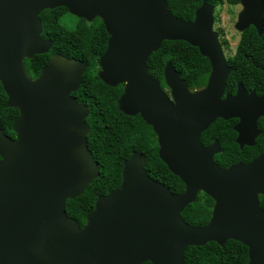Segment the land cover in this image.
Segmentation results:
<instances>
[{"label": "water", "instance_id": "95a60500", "mask_svg": "<svg viewBox=\"0 0 264 264\" xmlns=\"http://www.w3.org/2000/svg\"><path fill=\"white\" fill-rule=\"evenodd\" d=\"M235 29L253 26L261 36L264 0H241ZM65 7L91 22L100 18L109 35L99 57L100 79L124 84L121 112L140 115L157 136L158 156L183 182L173 193L152 179L145 156L123 161L120 186L101 195L83 227L65 203L99 175L87 147L88 107L72 96L86 64L55 54L32 79L24 60L49 51L41 36L43 10ZM182 40L209 60L206 85L191 91L171 61L162 88L147 61L163 41ZM231 68L218 32L214 6L195 10L193 20L172 15L166 0H0V83L6 106L19 111L15 139L0 128V264H186L189 246L236 240L248 248L246 264H264V151L247 164L218 166L219 143L205 146L201 134L218 118H238L236 141L252 145L264 116V94L238 84L226 94ZM203 191L214 205L207 224L192 226L181 212Z\"/></svg>", "mask_w": 264, "mask_h": 264}, {"label": "trees", "instance_id": "16d2710c", "mask_svg": "<svg viewBox=\"0 0 264 264\" xmlns=\"http://www.w3.org/2000/svg\"><path fill=\"white\" fill-rule=\"evenodd\" d=\"M173 16L183 21L193 20L195 10L202 2L211 3L218 13L223 4L236 6L241 0H166ZM69 14L65 7L43 10L39 17L42 21L41 36L53 42L48 52L25 59L24 63L32 79L55 54L83 61L86 70L82 74L80 87L72 92L77 101L89 109L86 122L89 125L87 147L99 165V175L86 190L74 199H67L65 210L81 227L86 216L95 208V202L101 195L117 189L122 181L123 161L133 152L142 153L146 160L144 168L148 175L163 184L173 193H181L185 186L158 156L157 136L153 128L140 115L128 116L120 111L118 99L123 93L124 84L109 86L98 76L99 57L107 46L108 33L100 18L91 22L76 18L72 28L62 24L61 20ZM223 46V31L216 28ZM167 61H171L180 77L190 90L203 88L211 72L209 60L202 56L197 47L185 41H163L161 47L151 54L147 61L149 74L158 79L162 88H166L163 70ZM231 73L226 82V92L232 94L241 82L245 89L258 88L264 82V25L261 36L250 26L240 34L234 55L228 59ZM7 95L0 83V128L6 134L14 135L12 125L19 116L16 108L6 106ZM234 121L217 119L202 134L204 145L218 140L222 148L215 156L216 163L226 168L237 161H249L261 150L249 148L240 150L235 143ZM213 199L201 192L195 202L181 212L186 223L203 226L211 217ZM260 207L264 210V196H260ZM186 264H246L248 248L239 241L228 239L224 245L208 242L202 246H189L184 252ZM143 264H152L147 261Z\"/></svg>", "mask_w": 264, "mask_h": 264}, {"label": "flooded vegetation", "instance_id": "af4514ba", "mask_svg": "<svg viewBox=\"0 0 264 264\" xmlns=\"http://www.w3.org/2000/svg\"><path fill=\"white\" fill-rule=\"evenodd\" d=\"M211 4V3H210ZM213 5V4H212ZM224 5V4H223ZM228 5V4H227ZM238 5H240L241 6V8H242V5H241V3H239ZM214 6V5H213ZM230 6V5H229ZM237 6V5H236ZM215 7H214V13H215ZM240 12V11H239ZM238 12V13H239ZM238 13H237V16H238ZM215 15H217V14H214V29L217 31V29L216 28H218V27H216V23H219V20L216 22V17H215ZM217 18H219V15H218V17ZM236 20H237V18H236ZM235 25V24H234ZM234 28H235V26H234ZM219 30H222V29H220V28H218ZM236 30V29H235ZM237 31V30H236ZM218 32V31H217ZM242 32H239V39H240V34H241ZM218 35H219V33H218ZM223 35H224V32H223ZM223 37V39H224V41H226L227 43H226V45L225 46H228L229 48H231V54L230 55H228V53H227V51H226V49L224 48L223 49V51H224V54H225V58H226V61H227V64H228V59L229 58H231L233 55H234V52H235V46H236V44L238 43V41H237V43L235 44V46L232 48V47H230V45H229V43H228V41L224 38V36H222ZM238 39V40H239ZM219 41H220V36H219ZM220 43H221V41H220ZM225 46H222V47H225ZM228 66H229V64H228ZM230 67V66H229ZM231 68V67H230ZM230 73H231V71H230ZM230 75V74H229ZM229 77V76H228ZM238 84H241L242 86H243V84L241 83V82H238L237 83V85H236V90H237V87H238ZM244 87V86H243ZM226 88V87H225ZM166 89V88H165ZM201 89V88H200ZM244 89H245V87H244ZM195 90H198V89H195ZM246 90V92L247 93H250V92H252V91H255V94H256V96H261V95H263L264 94V82H261V83H259V85H258V88H252L251 90H247V89H245ZM166 91L168 92V90L166 89ZM191 91H194V90H191ZM225 93L227 94H232V93H230V92H226V89H225ZM235 93H236V91H235ZM234 93V94H235ZM234 94H232V95H234ZM218 119H222V118H218ZM217 120V119H216ZM215 120V121H216ZM224 120V119H223ZM227 120H230V121H234L233 122V124H232V129L235 131V133H236V136H235V138H234V141H235V143L238 145V147H239V149L240 150H242V149H249V148H252V147H254V148H258V149H261L262 148V150L256 155V156H254L251 160H249V161H246V162H244V161H242V160H240V161H237V162H235V163H232V164H236V163H242V164H247V163H249L250 161H252L254 158H256L259 154H261L263 151H264V116H260L258 119H257V121H256V130H257V135L254 137V139H253V144L252 145H249V144H247L246 142L241 146L237 141H236V139H237V137H238V132L234 129V126L239 122V119L238 118H229V119H227ZM214 121V122H215ZM2 130V129H1ZM3 131V130H2ZM14 132V131H13ZM3 133H4V131H3ZM5 135H7L9 138H11V139H15L16 138V134L14 133V135H10V134H6V133H4ZM215 141H217L218 142V140H214L211 144H213ZM158 143V142H157ZM219 143V142H218ZM203 144V143H202ZM211 144H209V145H211ZM204 145V144H203ZM205 146H208V145H205ZM219 147H220V151L217 153V154H219V153H221V151H222V148H221V146H220V143H219ZM216 154V155H217ZM215 155V156H216ZM215 156H214V161H215ZM215 163H216V161H215ZM217 164V163H216ZM232 164H230V165H232ZM218 165V164H217ZM229 165V166H230ZM219 166V165H218ZM228 166V167H229ZM221 167V166H220ZM227 168V167H226ZM201 192H203V191H200L199 193H201ZM199 193L197 194V196L199 195ZM204 193V192H203ZM260 196H264V194H259V201H260Z\"/></svg>", "mask_w": 264, "mask_h": 264}, {"label": "rangeland", "instance_id": "374dc122", "mask_svg": "<svg viewBox=\"0 0 264 264\" xmlns=\"http://www.w3.org/2000/svg\"><path fill=\"white\" fill-rule=\"evenodd\" d=\"M241 10V6H229L227 4L222 5L219 12V23H216V27L222 29L224 32V38L228 41L230 47H234L239 39V32L235 30L234 24L236 22L237 13ZM218 13V8L215 10L214 14ZM76 17V16H75ZM71 13L66 14L61 22L68 28H72L76 21V18ZM222 45V44H221ZM223 46V45H222ZM226 49L228 55L231 53V48L228 46L223 47ZM99 72V70H98ZM165 89V88H164Z\"/></svg>", "mask_w": 264, "mask_h": 264}]
</instances>
